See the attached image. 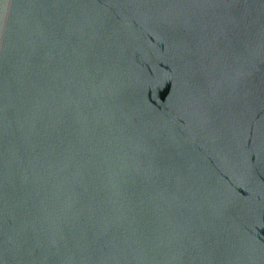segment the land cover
<instances>
[{"label":"water","instance_id":"1","mask_svg":"<svg viewBox=\"0 0 264 264\" xmlns=\"http://www.w3.org/2000/svg\"><path fill=\"white\" fill-rule=\"evenodd\" d=\"M0 264H264V0H0Z\"/></svg>","mask_w":264,"mask_h":264}]
</instances>
